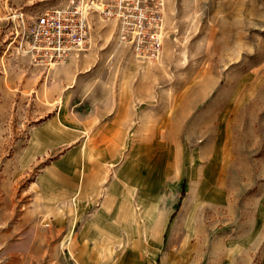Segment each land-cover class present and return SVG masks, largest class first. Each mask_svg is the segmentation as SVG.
Returning <instances> with one entry per match:
<instances>
[{
	"label": "rangeland",
	"instance_id": "1",
	"mask_svg": "<svg viewBox=\"0 0 264 264\" xmlns=\"http://www.w3.org/2000/svg\"><path fill=\"white\" fill-rule=\"evenodd\" d=\"M70 1L0 0V264H264V0H147L157 58L93 12L38 64L33 18Z\"/></svg>",
	"mask_w": 264,
	"mask_h": 264
},
{
	"label": "built area",
	"instance_id": "2",
	"mask_svg": "<svg viewBox=\"0 0 264 264\" xmlns=\"http://www.w3.org/2000/svg\"><path fill=\"white\" fill-rule=\"evenodd\" d=\"M147 0H71L38 13L29 26V53L38 64L57 65L85 49L90 17L98 12L116 18L118 36L139 56L157 58L161 52V14Z\"/></svg>",
	"mask_w": 264,
	"mask_h": 264
},
{
	"label": "crops",
	"instance_id": "3",
	"mask_svg": "<svg viewBox=\"0 0 264 264\" xmlns=\"http://www.w3.org/2000/svg\"><path fill=\"white\" fill-rule=\"evenodd\" d=\"M123 129V128H122ZM119 142V141H118ZM118 142H117V144H118ZM122 142V141H121ZM121 142H119V143H121ZM116 143V142H115ZM121 147V146H120ZM120 147H119V149H120ZM118 148V147H117ZM102 154V152H96L93 156H92V159L94 160V159H99V155L100 156H103V155H101ZM110 169V168H109ZM71 181H72V179H71ZM73 183H74V181H72ZM117 184V183H116ZM121 184L123 185V182L121 181ZM116 186V185H115ZM115 186H114V188H115ZM119 187V185H117V188ZM115 192H117L116 190H115ZM117 194V196H120L118 193H114L113 195H112V197L113 196H115ZM111 197V198H112ZM86 194H84V199L83 200H85V201H87L86 200ZM128 199L126 200V201H124L123 200V206L125 207V209L127 210L125 213H124V217H128L129 215H131L132 217H133V219H134V221L135 222H137L139 225H140V223H139V217L137 216V214H135L134 213V211H131L132 209H130L131 207H132V202H131V200H130V198H131V193H128V197H127ZM112 199H114V198H112ZM87 203V202H86ZM86 203H85V205H86ZM86 207V206H85ZM85 207H84V209H85ZM155 223L152 221V220H148V223H147V228L146 229H139L138 228V230H137V233L139 234V232L140 233H142V232H145L146 230H148V231H150V232H153L154 231V229H155ZM127 231H131V230H129L127 227H126V232ZM136 235V234H135ZM146 241V240H145ZM152 241V240H151ZM137 244L136 243H133L132 244V247H133V253H137V257H134L133 256V258H132V260H133V264H139V263H141V255H142V245H140V248H139V246H136ZM142 249V250H141ZM126 256H129V255H126ZM232 264H240V263H238V262H236V263H232Z\"/></svg>",
	"mask_w": 264,
	"mask_h": 264
},
{
	"label": "bare ground",
	"instance_id": "4",
	"mask_svg": "<svg viewBox=\"0 0 264 264\" xmlns=\"http://www.w3.org/2000/svg\"><path fill=\"white\" fill-rule=\"evenodd\" d=\"M163 30V29H162ZM68 71V70H67ZM66 71V72H67ZM62 103V102H61ZM138 216V215H137ZM139 220L141 219L142 216H138ZM149 219H146L142 224H140V229H146L147 228V223ZM137 233V232H136ZM138 234V233H137ZM143 236H145L146 241H148L150 237V231L146 230L145 232H142Z\"/></svg>",
	"mask_w": 264,
	"mask_h": 264
}]
</instances>
